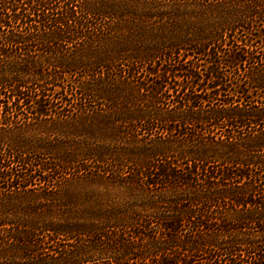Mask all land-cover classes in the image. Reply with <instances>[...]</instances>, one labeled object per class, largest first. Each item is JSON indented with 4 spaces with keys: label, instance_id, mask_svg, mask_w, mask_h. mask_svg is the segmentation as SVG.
Here are the masks:
<instances>
[{
    "label": "trees",
    "instance_id": "obj_1",
    "mask_svg": "<svg viewBox=\"0 0 264 264\" xmlns=\"http://www.w3.org/2000/svg\"><path fill=\"white\" fill-rule=\"evenodd\" d=\"M264 264V0H0V264Z\"/></svg>",
    "mask_w": 264,
    "mask_h": 264
},
{
    "label": "rangeland",
    "instance_id": "obj_2",
    "mask_svg": "<svg viewBox=\"0 0 264 264\" xmlns=\"http://www.w3.org/2000/svg\"><path fill=\"white\" fill-rule=\"evenodd\" d=\"M92 264H97V263H92Z\"/></svg>",
    "mask_w": 264,
    "mask_h": 264
}]
</instances>
